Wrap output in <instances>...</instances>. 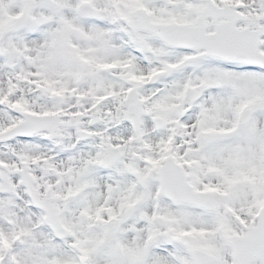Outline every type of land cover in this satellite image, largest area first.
Wrapping results in <instances>:
<instances>
[{"label":"snow or ice","instance_id":"snow-or-ice-1","mask_svg":"<svg viewBox=\"0 0 264 264\" xmlns=\"http://www.w3.org/2000/svg\"><path fill=\"white\" fill-rule=\"evenodd\" d=\"M0 264H264V0H0Z\"/></svg>","mask_w":264,"mask_h":264}]
</instances>
